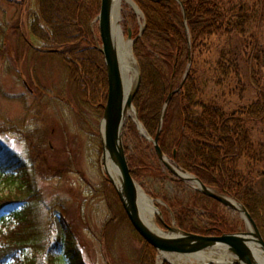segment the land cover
Instances as JSON below:
<instances>
[{
    "label": "trees",
    "instance_id": "16d2710c",
    "mask_svg": "<svg viewBox=\"0 0 264 264\" xmlns=\"http://www.w3.org/2000/svg\"><path fill=\"white\" fill-rule=\"evenodd\" d=\"M15 1L26 6L27 0ZM134 1L145 16V27L141 33L137 32L141 35L133 45L141 72L140 87L134 98L140 122L155 138L165 102L170 92L182 84L181 90L172 95L165 113L159 137L163 152L207 186L241 202L261 228L264 192L258 188V177H264L260 168L264 164V143L253 137V130L264 124L261 72L264 64V0ZM37 3V12L29 13L26 23L17 32L19 53L57 57L74 83L81 104L103 115L109 90L108 73L104 55L98 48L100 38H95L91 26L100 13L101 0H37ZM132 18L137 21L134 13ZM0 34L6 38V28L0 27ZM32 37L41 44L39 47L31 42ZM213 41H218L214 74L217 85L224 87L231 83L230 93L239 97L254 92L255 97L248 105L229 111L217 102L204 99L205 77L209 70L202 72L197 57ZM34 92L42 93L39 87ZM25 104V117L0 124V133L12 132L21 136L32 155V164L22 175L16 193L0 195V213L6 207L23 203L20 210H11V221L3 223L5 229L0 228V264H6L9 258L16 260L25 247H31L36 254L45 249L36 181L38 177L52 178L63 174L60 172L62 167H55L48 160L51 145L45 142L42 129L28 120L31 110ZM129 136L136 140L134 154L128 145ZM123 141L135 180L140 182L148 173L163 174L157 156L140 137L132 118L125 123ZM150 158H154V166L149 162ZM0 167L9 166L0 159ZM5 172L3 169L1 175ZM6 180L14 183L12 176ZM100 191L106 195L112 211L104 224L108 246L115 245L112 229L118 228L116 224L121 225L124 234L134 235L140 242L139 249L129 255H133L131 261L117 256V264H156L158 251L135 230L114 186L103 180ZM168 204L175 211L176 223L183 231L219 236L238 232L241 226L231 220L226 206L201 191L194 192L186 203L177 199L168 200ZM194 209L204 211L208 223L199 222ZM48 211L50 215L60 214L66 218L62 200H56ZM164 215L167 219L166 211ZM157 221L164 225L160 217ZM66 241L70 264H84L76 229L70 223L67 224ZM18 262L35 264L36 260Z\"/></svg>",
    "mask_w": 264,
    "mask_h": 264
},
{
    "label": "rangeland",
    "instance_id": "374dc122",
    "mask_svg": "<svg viewBox=\"0 0 264 264\" xmlns=\"http://www.w3.org/2000/svg\"><path fill=\"white\" fill-rule=\"evenodd\" d=\"M37 10V0H27L25 7L15 0H0V27L6 28L7 31L6 38L0 34V45L3 44V48L0 49V124L5 120L15 121L25 117L27 115L25 103H27L31 110L28 120L39 130L42 129L45 133V142L51 145L48 160L55 167H62L60 172L63 174L52 178L38 177L36 181V187L39 189L37 207L46 238L45 249L36 254L31 247H25L17 254L16 260L9 258L6 264H19L18 260L25 263L33 258L36 260L35 264H70L66 241L68 223L76 229L77 242L84 264H117V256L131 261L133 255L130 257L129 255L139 249V240L134 235L124 234L121 225L116 224L118 228L112 229L114 231L112 240H115V245L108 246L106 238L108 233L106 232L105 235L104 232V224L112 215V211L106 195L100 191L103 180L110 182L102 160L103 115L81 104L74 83L69 79L65 66L57 57L37 55L33 52L19 53L17 32L26 23L27 15L36 13ZM133 13L137 16L136 22L132 18ZM120 14L125 37L128 39L129 28L132 29L133 39L139 37L145 24L144 13H137L132 4L123 0ZM98 15L91 22V26L95 38L97 40L100 38L101 41ZM138 31L139 34H137ZM30 39L36 47L41 45L33 37ZM217 45L218 41L209 43L197 57L202 72L209 70L205 77L207 89L204 99L217 102L226 110L233 111L248 105L255 97V93L250 92L245 97H239L230 93L231 83H226L224 87L217 85L214 76L218 57ZM101 46L102 42L98 43V48ZM261 72L264 88V64L261 66ZM37 87L42 91L39 95L34 92ZM129 118L134 120L135 114L130 112ZM134 122L140 137L150 145V152L157 156L153 142L140 132L137 122L135 120ZM146 134L149 135L147 132ZM253 137L264 143V124L254 128ZM128 145L131 153L134 154L136 140L131 136L128 137ZM30 153L28 143L21 136L12 132L0 133V159L9 166L3 168L6 170L4 175H1L3 169L0 167V195L5 196L11 191L16 193L15 190L21 182L22 175L32 164ZM153 159L150 158L149 161L152 166L155 165ZM158 163L161 166L162 175L148 173L143 175L140 182H137L151 198L156 200V205L161 211V214L156 215L157 226L166 232L168 231L166 225L178 227L175 211L168 204V200L178 199L186 203L198 190L193 181L183 180L174 175L159 159ZM69 166H73V169ZM241 168L246 170L244 164H241ZM260 168L264 172V164ZM8 176L14 178V183L6 180ZM111 184L114 186L113 183ZM258 184V188L264 192V177H258ZM56 200L64 202L66 218L60 214L50 215L48 207ZM22 206L23 203H19L6 207L0 213V228H4L3 223L11 221V210L13 212L20 210ZM227 210L231 220L243 226L239 227L238 232L247 230L242 213L228 207ZM164 211L168 214L167 219ZM194 211L199 222L208 223L204 211L196 209ZM157 217L162 219L164 225L157 221ZM260 222L261 228L258 222L257 224L264 237V210L261 213ZM159 254H157L156 264H159ZM181 259L184 261L183 264H197L193 263L194 259L191 256H184ZM166 262L174 264L171 261Z\"/></svg>",
    "mask_w": 264,
    "mask_h": 264
},
{
    "label": "water",
    "instance_id": "95a60500",
    "mask_svg": "<svg viewBox=\"0 0 264 264\" xmlns=\"http://www.w3.org/2000/svg\"><path fill=\"white\" fill-rule=\"evenodd\" d=\"M127 1L133 5L137 13L143 14L142 10L133 0ZM118 6L119 3H117L116 0H101L100 13L97 18L102 42V46L99 49L104 55L109 86L108 97L104 107L101 123V137L103 144L102 160L104 170L108 175V159L118 168L120 172L122 179L120 187L115 184L110 175L109 178L110 182L115 186L119 199L129 220L139 235L149 244H151L158 251V253L173 254L179 257H195L204 253L206 250H211L218 246H225L228 251H230L235 256V260L232 263L221 264H258L250 248V243H258L264 250V237L256 220L253 218L249 210L241 202H238L234 198L222 194L207 186L197 176L180 167L174 159H170L165 155L160 146L159 137L163 126L165 113L172 95L175 92H179L181 90L182 84L170 92L164 105L159 131L155 138L146 134V131L138 118V114L134 106V98L141 83L140 69L137 76L136 86L131 92L126 94L122 80L114 26V19L117 15ZM128 39L131 41V53L134 56L133 45L137 38L133 39V32L131 28L128 29ZM191 62L192 60L190 58L189 67L191 66ZM130 112L135 114L134 120L137 122L140 132L153 142L154 149L159 160L174 175L183 180L193 181L197 186V190L219 201L230 209L240 211L242 213V217L246 221L247 230L234 233H224L219 236H207L183 231L176 226L170 225H166L168 228V231L166 232L158 226V231H155L144 222L140 211V191L144 192V194L148 197V205L150 209L153 210V212L161 214V211L156 205V200L151 198L144 191V189L131 174V169L123 141L124 126L128 117L130 116ZM237 204H239L241 207L239 208ZM161 264H164V262ZM207 264L217 263L212 261Z\"/></svg>",
    "mask_w": 264,
    "mask_h": 264
},
{
    "label": "bare ground",
    "instance_id": "6f19581e",
    "mask_svg": "<svg viewBox=\"0 0 264 264\" xmlns=\"http://www.w3.org/2000/svg\"><path fill=\"white\" fill-rule=\"evenodd\" d=\"M119 3L117 9V15L114 19V26H115V36H116V43L118 49V57H119V64L122 73V80L125 88L126 94L131 92L137 82V76L139 72V66L136 62L134 56L131 53V41L127 39L124 35V31L122 28V17L120 14L121 4L123 0H116ZM107 169L109 172L110 177L115 182V184L120 187L121 186V175L118 168L107 160ZM140 211L141 216L144 222L153 230L158 231L157 222H156V215L157 213L153 212V210L149 207L148 197L144 194V192L140 191ZM240 208L241 206L237 204ZM250 248L256 258L258 264H264V250L262 247L255 242L250 243ZM182 257L173 255V254H159V264L166 261H171L174 264H183L184 261L181 259ZM194 259L193 263L197 264H207L209 262H215L217 264L221 263H232L235 260V256L228 251L225 246H218L211 250H206L204 253L192 257Z\"/></svg>",
    "mask_w": 264,
    "mask_h": 264
}]
</instances>
